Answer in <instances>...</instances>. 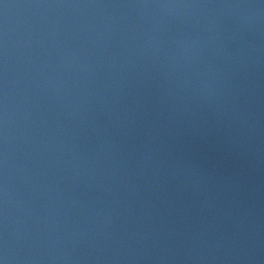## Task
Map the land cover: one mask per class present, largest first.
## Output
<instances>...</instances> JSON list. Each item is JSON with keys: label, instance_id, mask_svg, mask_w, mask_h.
I'll return each mask as SVG.
<instances>
[{"label": "water", "instance_id": "water-1", "mask_svg": "<svg viewBox=\"0 0 264 264\" xmlns=\"http://www.w3.org/2000/svg\"><path fill=\"white\" fill-rule=\"evenodd\" d=\"M0 259L264 264V0H0Z\"/></svg>", "mask_w": 264, "mask_h": 264}, {"label": "clouds", "instance_id": "clouds-1", "mask_svg": "<svg viewBox=\"0 0 264 264\" xmlns=\"http://www.w3.org/2000/svg\"><path fill=\"white\" fill-rule=\"evenodd\" d=\"M0 264H6V259H0Z\"/></svg>", "mask_w": 264, "mask_h": 264}]
</instances>
